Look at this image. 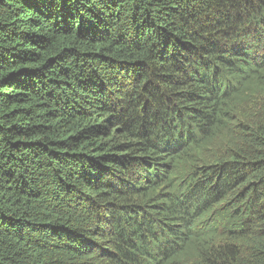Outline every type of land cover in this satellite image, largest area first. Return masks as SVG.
<instances>
[{
  "label": "trees",
  "instance_id": "trees-1",
  "mask_svg": "<svg viewBox=\"0 0 264 264\" xmlns=\"http://www.w3.org/2000/svg\"><path fill=\"white\" fill-rule=\"evenodd\" d=\"M263 74L264 0H0V264H264Z\"/></svg>",
  "mask_w": 264,
  "mask_h": 264
},
{
  "label": "rangeland",
  "instance_id": "rangeland-1",
  "mask_svg": "<svg viewBox=\"0 0 264 264\" xmlns=\"http://www.w3.org/2000/svg\"><path fill=\"white\" fill-rule=\"evenodd\" d=\"M247 75H249L248 72L242 74L241 77H245ZM257 76H259V75H257ZM257 76H253L251 78V75H250V76L245 78L247 81L251 80V85L250 86L249 85L248 86H243V88H244V89L242 88L243 91H241L240 88H239V90L235 91V89L240 84L239 79L241 77L233 76L232 79H234L235 81L230 83L229 88L227 89L225 95H228V94L233 95V93H236V96L231 97L230 101L233 102V104H239V105H247L248 102H249L250 97L261 99V96H263L261 91L264 90V77H262V78L257 80L256 79ZM263 76H264V74H263ZM222 79H220V81ZM220 86L223 87V84H221ZM231 102H230V105L233 106L231 104ZM187 129H189V128H187ZM196 132H197V130H196ZM222 202H223V200L220 201L219 203H217L216 205L215 204L210 205V207H209L210 210H209L208 214H211L215 218H217V217H220L219 214L223 215V214H226V213H231L234 204L229 205V206L226 207V206L222 205ZM221 220H222L223 223L226 222L223 219H221ZM212 230H215L213 232V234H215L218 231V229H214L213 228V223L212 222H210L209 225H205V228H204L205 233H209ZM189 264H190V262H189Z\"/></svg>",
  "mask_w": 264,
  "mask_h": 264
},
{
  "label": "bare ground",
  "instance_id": "bare-ground-1",
  "mask_svg": "<svg viewBox=\"0 0 264 264\" xmlns=\"http://www.w3.org/2000/svg\"><path fill=\"white\" fill-rule=\"evenodd\" d=\"M204 29V28H203Z\"/></svg>",
  "mask_w": 264,
  "mask_h": 264
}]
</instances>
